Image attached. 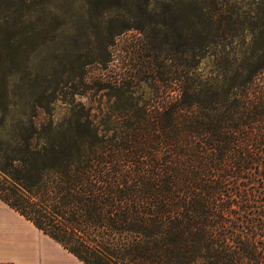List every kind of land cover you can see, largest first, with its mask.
<instances>
[{
    "label": "trees",
    "instance_id": "obj_1",
    "mask_svg": "<svg viewBox=\"0 0 264 264\" xmlns=\"http://www.w3.org/2000/svg\"><path fill=\"white\" fill-rule=\"evenodd\" d=\"M192 8L151 97L122 84L101 118L79 102L5 155L0 199L85 264H264V19L249 36L221 2Z\"/></svg>",
    "mask_w": 264,
    "mask_h": 264
},
{
    "label": "rangeland",
    "instance_id": "obj_2",
    "mask_svg": "<svg viewBox=\"0 0 264 264\" xmlns=\"http://www.w3.org/2000/svg\"><path fill=\"white\" fill-rule=\"evenodd\" d=\"M212 1L0 0V188L5 155L22 148L19 136H39L31 146L41 148L50 121L64 129L79 102L101 118L122 84L142 99L161 89L158 78L189 55L198 26L192 7ZM216 1L229 19L246 21L245 34L257 33L260 0ZM206 64L209 70L212 62Z\"/></svg>",
    "mask_w": 264,
    "mask_h": 264
},
{
    "label": "crops",
    "instance_id": "obj_3",
    "mask_svg": "<svg viewBox=\"0 0 264 264\" xmlns=\"http://www.w3.org/2000/svg\"><path fill=\"white\" fill-rule=\"evenodd\" d=\"M0 264H85L0 199Z\"/></svg>",
    "mask_w": 264,
    "mask_h": 264
}]
</instances>
